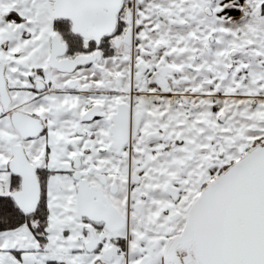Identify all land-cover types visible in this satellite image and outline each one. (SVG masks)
<instances>
[{
    "label": "snow or ice",
    "instance_id": "1",
    "mask_svg": "<svg viewBox=\"0 0 264 264\" xmlns=\"http://www.w3.org/2000/svg\"><path fill=\"white\" fill-rule=\"evenodd\" d=\"M0 264H264V0H0Z\"/></svg>",
    "mask_w": 264,
    "mask_h": 264
}]
</instances>
